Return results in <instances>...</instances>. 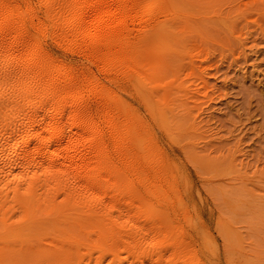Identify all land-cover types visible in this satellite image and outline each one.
<instances>
[{"label":"rangeland","instance_id":"obj_1","mask_svg":"<svg viewBox=\"0 0 264 264\" xmlns=\"http://www.w3.org/2000/svg\"><path fill=\"white\" fill-rule=\"evenodd\" d=\"M175 1L177 12L167 30L144 35L141 75L131 81L115 74L103 78L79 51L43 37L45 48L58 59L94 68V77L118 97L116 105L129 108L138 125L146 128L139 154L150 164L145 166L148 183L133 169L120 173L124 192L117 203L129 197L133 204L122 203L129 205L125 208L130 214L114 206L111 215H131L121 217V227L133 231L117 229L121 222L115 219L104 231L107 239L95 248L83 242L78 230L60 232L49 226L36 235H3L0 224V264H143L150 257V264H166L169 260L162 258L170 256L164 257V252L150 254L156 248L148 245L157 241L163 245H155L159 250L169 252L173 260L177 257L176 264H264V0ZM141 224L152 226L157 237ZM134 225L148 234L138 232V237ZM132 240L137 242L128 243ZM132 244L141 256L148 248L150 257H138ZM21 248L30 251L25 254ZM56 252L63 257L52 258Z\"/></svg>","mask_w":264,"mask_h":264},{"label":"bare ground","instance_id":"obj_2","mask_svg":"<svg viewBox=\"0 0 264 264\" xmlns=\"http://www.w3.org/2000/svg\"><path fill=\"white\" fill-rule=\"evenodd\" d=\"M36 1L38 5L33 0H0V98H3L0 99V171L5 166L8 168L5 176L0 174V224L3 235L12 231L36 235L49 231V226L60 232L78 230L84 243L97 248L107 239L104 231L113 227L111 223L116 219L112 217L113 211H121L119 208L125 200L133 204L132 198L127 197L119 205L124 192L120 173L133 169L148 183L145 181H148L145 167L148 163L139 154L146 128L138 125L129 108L116 105L118 97L94 77V68L78 67L58 59L45 48L43 37L52 38L60 47L79 51V57L97 66L102 75L115 74V78L131 81L141 75L144 35L148 32L161 35L167 30L166 24L174 20L178 1ZM145 1L150 3L141 9ZM125 206L129 205L123 207L129 213ZM14 209L19 212L13 214ZM129 214L121 217H132ZM120 215L115 212L116 221L121 222L117 229H130V226L121 227ZM135 225L132 227L136 234L146 236L147 230L154 231L152 226L147 229V225L141 224L147 229L144 232L134 228ZM116 232L112 234L115 236ZM152 234L156 235V231ZM122 236L125 237L124 232ZM136 240L128 243L142 241ZM158 242L155 245L163 246ZM153 243L148 247L156 250L150 254L160 256L164 252V257L170 256L162 258L164 262L177 261V257L173 260L174 256L169 252L166 255V250H159ZM134 247L132 244L129 250L134 249L138 257L145 254L150 257L148 248L141 256L140 249ZM172 249V253H177L178 250ZM21 250H26L25 254L30 251ZM50 255L58 260L64 253ZM150 258H145L148 264Z\"/></svg>","mask_w":264,"mask_h":264}]
</instances>
